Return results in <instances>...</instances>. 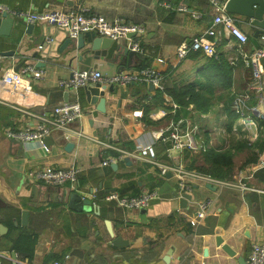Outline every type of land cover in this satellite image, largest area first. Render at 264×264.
<instances>
[{
	"label": "crops",
	"instance_id": "crops-1",
	"mask_svg": "<svg viewBox=\"0 0 264 264\" xmlns=\"http://www.w3.org/2000/svg\"><path fill=\"white\" fill-rule=\"evenodd\" d=\"M0 3L33 12H77L83 8L86 14L141 25L145 28L144 36L133 38L141 42L144 52L126 61L124 70L139 69L145 57L149 59V67L165 75L164 90L155 89L147 82L127 86L102 84L108 87L105 91L107 110L94 117L97 104L87 101L85 88L77 93L66 91L58 86V81L70 78L74 71L98 69L103 75H114L122 71V57L117 62L95 60L90 54L82 57L84 49H74L75 41L62 48L68 38L64 30L45 23L29 24L16 19L10 35L6 36L1 29L3 18L0 16V264H52L55 261L73 264L74 250L83 252L77 264H238L239 257L246 259L252 243L264 239V168L251 165L237 172L235 179H242L249 187L247 190L214 184L209 188V183L194 181L190 192L193 198L187 208H183L175 174L161 177L156 166L123 154V151L138 150L141 144L149 142L153 131L165 129L174 121L168 104L178 103L166 94V87L183 86L200 77V70L207 63L202 54L200 58L190 54L178 62L176 51L181 43L205 34L212 26L216 14L212 0H0ZM180 6L204 15L195 18L190 12L179 11ZM240 19V27L252 36L246 48L263 47L261 36L254 37L246 21ZM234 46L233 39L229 42L223 36L218 45L219 55L226 58L233 55ZM12 51L13 54H8ZM22 60H26L23 66L45 64L39 68L44 71L43 78L32 81L31 89L2 82V71L16 67ZM246 74L243 67L235 70L234 90L255 97L256 105L249 108L263 112V98L251 89V72ZM156 91L164 94L161 104L154 101ZM75 100L82 105L84 115L71 129L82 132V137L77 138L70 131L68 134L55 130L49 136L51 144L43 146L38 142H14L6 136V128L17 130L35 125L34 120L23 116L17 108L49 116L56 105ZM136 111L142 112V116L135 117ZM245 113L257 120L250 111L245 110ZM181 116L199 121L205 134L207 128L210 129L204 139H208L211 148L214 146L212 139L216 129L206 126L202 116L186 117L184 113ZM210 116L213 115L205 117ZM212 119L216 120L213 124L220 120L226 124L224 115L219 120ZM260 124L254 130L255 136L261 130ZM238 125H242L241 117L235 121L232 132ZM241 134L244 133H234L239 140L248 137H240ZM68 143L75 144L69 151ZM165 143L160 141L156 145L158 158L166 163H182L189 169L188 151L178 154ZM108 159L112 162L103 166V161ZM73 165L80 169L75 185L48 186L31 177L38 169ZM152 190H158L160 198L139 210H125L105 199L112 192L138 195ZM65 191L68 195L77 193L82 201L89 200L91 204H84L82 211L73 209L64 196ZM200 201H208L209 208L207 215L199 220L196 211ZM81 205L79 202L76 207ZM25 211L28 219L24 222ZM110 232L114 238L128 241L129 246L115 248ZM21 234L37 237L30 258L14 249ZM218 239L222 242L218 243ZM224 246L235 255L230 256L223 250ZM12 252H16L17 259L12 258ZM169 254L166 262L164 258Z\"/></svg>",
	"mask_w": 264,
	"mask_h": 264
},
{
	"label": "built area",
	"instance_id": "built-area-1",
	"mask_svg": "<svg viewBox=\"0 0 264 264\" xmlns=\"http://www.w3.org/2000/svg\"><path fill=\"white\" fill-rule=\"evenodd\" d=\"M212 2L216 11L212 26L206 30L205 34L196 35L188 42H183L178 46L176 51L178 62L185 60L191 52H202L206 58L218 59V45L220 44L221 38L225 36L229 39V42L233 39L235 41L234 54L227 57L228 62L233 67H237L239 63H242L245 68L251 70L253 78L251 89L258 91L264 101V46L248 50L246 46L249 37L239 25L241 21L240 17L226 11V2L221 3L218 0H212ZM167 6L171 7L170 5ZM177 9L179 11L190 12L195 18H201L204 15L201 12L190 10L186 6H180ZM5 14L15 20L25 21L29 24L45 23L55 26L64 30L70 38H76L80 33L96 31L101 37H107L113 40H127L128 45L136 53L144 52L139 40L128 38V35L131 33H134L135 37L144 36L145 28L143 26L128 23L122 19L110 21L101 15L86 14L83 8L77 12H33L0 3V16L2 17ZM261 39L264 42V35L261 36ZM49 42H51L50 39L48 40ZM43 46L44 44L40 47L43 48ZM1 61L2 59L0 57V71L2 70ZM160 61L163 62V60ZM43 76V69H39L36 65H25L19 69L16 67H7L2 71V82L7 86H20L25 89H31L32 81L39 80ZM135 82H147L155 89L164 90L165 75L152 67L124 70L111 76L103 75L98 69L74 71L70 78L60 79L58 86L63 90L77 93L80 88H85L88 85L96 83L127 86ZM250 98V94H237L233 108L240 114L242 125H250V127L257 129L260 124L259 122H261L262 125H260L264 136V111L262 112L257 108L247 107V102L250 101ZM168 105L171 107V110L168 112L172 115H175L177 110L180 109L176 103L171 102ZM17 109H19L23 116L25 115L34 120L35 125L19 127L17 130L6 128L5 134L9 139L21 143L38 142L46 146L44 139L49 137L55 130H63L64 132H68V134L70 131L77 138L83 135L82 132L71 129L72 124L84 115V109L78 100L67 101L56 105L49 116L37 114L26 109ZM245 110L253 113L257 117V120L246 115ZM168 112H165V115ZM134 116L140 117L142 116V112L136 111ZM205 116L202 115L201 118ZM198 122L181 117L177 121H172L165 129L153 131L150 135L149 142L141 144L138 150L133 152L123 151V154L156 166L161 177H166L169 173L175 174L178 178V198H182L184 193H190L192 191L194 181L217 186H230L240 190L249 189L242 179L236 180V176L233 181L221 180L196 170H189L182 163H166L158 158L156 145L160 141H170L172 149L178 154H182L185 151L199 154L208 150L210 145L204 139L205 130ZM111 162L112 160L108 159L103 161L102 165L107 166ZM254 167L264 168V156H260L259 161L254 164ZM79 173L80 169L76 165L66 168L47 167L36 170L31 174V177L35 182L42 181L48 186L63 187L66 184L75 185L78 182ZM159 198L160 193L158 190L145 191L136 196H121L116 192H112L105 197L106 200L116 202L119 207L125 210L147 208ZM208 208V201L198 202L196 217L199 220L203 219L208 213ZM52 264L63 263L61 261H55ZM246 264H264V239L252 243L251 249L246 257Z\"/></svg>",
	"mask_w": 264,
	"mask_h": 264
},
{
	"label": "trees",
	"instance_id": "trees-1",
	"mask_svg": "<svg viewBox=\"0 0 264 264\" xmlns=\"http://www.w3.org/2000/svg\"><path fill=\"white\" fill-rule=\"evenodd\" d=\"M224 2L225 1L221 3ZM207 3L208 1H206V4ZM208 4L211 5L210 2ZM248 37L249 40L252 39V36L249 34ZM190 54L195 55L194 58L203 56L207 63L203 69L200 70V77L196 78L194 81L184 84L183 86H177L175 84L166 87V94L170 95L181 107L179 113L173 115L174 121L184 117L181 116L183 113L186 117L194 114L198 115V117L212 114L216 116L215 118H219L224 115L226 116V129L228 133H231V136L228 138L229 145H227V148L210 147L205 152L199 154L186 153L187 165L190 170H196L217 179L233 181L237 172L256 164L261 154L264 152V137L259 136L254 142H251L246 136L243 140H239L232 134L233 125L240 117V114L233 108V103L236 95L241 94L234 90L233 74L235 70L240 67L246 70V75H248L251 70L245 68L242 63H239L237 67H233L230 65L227 58L221 54L218 59L206 58L202 52H191ZM146 67H149V59L143 57V62L139 66V69ZM250 75H252V73ZM250 99L247 106H255L256 98L251 97ZM154 101L157 104H161L164 101V94L162 91H156ZM191 105L193 108L189 109ZM198 119L200 120V118ZM241 155L243 161L241 165L237 167L236 157ZM136 195L137 194L128 196ZM121 196L126 195L121 194ZM36 241L37 237L34 235L21 234L15 242L14 249L23 257L30 258L33 256Z\"/></svg>",
	"mask_w": 264,
	"mask_h": 264
},
{
	"label": "water",
	"instance_id": "water-1",
	"mask_svg": "<svg viewBox=\"0 0 264 264\" xmlns=\"http://www.w3.org/2000/svg\"><path fill=\"white\" fill-rule=\"evenodd\" d=\"M225 9L228 13L243 18L244 22L249 26L250 30L254 32V37H259L264 35V0H227L225 4ZM1 21V29L3 34L9 36L11 33V29L14 26L15 19L9 15H3ZM31 26H28V29ZM29 32V30H28ZM135 36L134 33L128 35V38H133ZM75 41L76 46L74 49L82 50V57L85 54H90L95 60H115L116 62L122 57V66L121 70L124 71L126 61H130L131 57L137 55V53L131 49V47L123 40H113L107 37H101L97 34L96 31H90L86 33H80L76 38L68 37L62 45V48L66 47L69 43ZM44 44V42H43ZM88 45V46H87ZM14 52H9L8 54H13ZM36 55V54H35ZM35 57V56H34ZM26 60H22L16 68L19 69L25 64ZM37 67H44L45 64L39 65L36 64ZM97 67V66H96ZM94 67V68H96ZM108 87L102 85L101 83L91 84L85 87L87 101L96 106V110L93 112V116L97 117L99 113H106V98H105V91ZM112 90V88L110 89ZM14 142H17L13 140ZM45 145L51 144V138L46 137L44 139ZM166 146L169 149H172V145L170 141H166ZM75 144L68 143L66 149L69 151L73 149ZM115 168L116 165H113ZM209 188H213L212 185H207ZM216 188V187H214ZM34 195H36V187L33 188ZM65 198L70 202L73 209H78L80 211L83 210L84 204L89 205L91 202L89 200H81V196L77 193H72L70 195L67 194L65 191L64 193ZM166 197V196H161ZM193 195L190 193H184L182 198L180 199L181 207L187 208L188 201H191ZM81 202L80 207H76L77 203ZM28 219V212H23V221H27ZM112 234V232H110ZM113 238L114 235L112 234ZM222 240L218 239V243H221ZM112 245L115 248H120L123 246H129V242L124 240L122 237H116L113 239ZM230 256H234L235 252L228 248L227 246L223 247ZM83 252L81 250H74L72 255L75 257L73 264H77L79 259L83 258ZM13 259H17L16 252L11 253ZM167 255L164 260L167 262L168 257ZM238 264H246L245 257L238 258Z\"/></svg>",
	"mask_w": 264,
	"mask_h": 264
},
{
	"label": "rangeland",
	"instance_id": "rangeland-1",
	"mask_svg": "<svg viewBox=\"0 0 264 264\" xmlns=\"http://www.w3.org/2000/svg\"><path fill=\"white\" fill-rule=\"evenodd\" d=\"M213 117H216V116L214 115L212 117L210 116V118L209 117H205V118L202 119L204 124H208L206 126H211V128L213 127V128L216 129V132L214 133L215 136L212 135L214 137V139H212V141L214 143L213 147H215V148H227V145H229L228 144L229 143L228 138H230L231 133H228V131L226 129V124L224 123V121L220 120V121H217V123L213 124L212 122H216V120L212 119ZM217 119L219 120V118H217ZM203 122H202V124H203ZM238 126L239 127H237V126L235 127V129L236 128H238V129L236 131L232 132V134H234V133H244L243 135L241 134L240 137L248 136L249 140L251 142H254L255 139H257V137H259V136L264 137L263 133H262L263 132L262 129L259 130L258 134H256V136H255L254 135L255 127H250V125H244V124L243 125H238ZM249 127H250V129L247 130ZM241 129L243 131H241ZM244 131H246V132H244ZM209 132H210V129L207 128V133H209ZM252 135H253V137H252ZM242 161H243V158L241 156H237L236 157V163H237L236 165H237V167H239L241 165ZM235 176H237V173H236Z\"/></svg>",
	"mask_w": 264,
	"mask_h": 264
}]
</instances>
